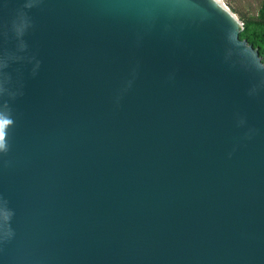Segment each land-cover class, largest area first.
I'll return each mask as SVG.
<instances>
[{"label":"water","instance_id":"95a60500","mask_svg":"<svg viewBox=\"0 0 264 264\" xmlns=\"http://www.w3.org/2000/svg\"><path fill=\"white\" fill-rule=\"evenodd\" d=\"M222 0H0V264H264V58Z\"/></svg>","mask_w":264,"mask_h":264},{"label":"trees","instance_id":"16d2710c","mask_svg":"<svg viewBox=\"0 0 264 264\" xmlns=\"http://www.w3.org/2000/svg\"><path fill=\"white\" fill-rule=\"evenodd\" d=\"M231 11L237 14L238 19L243 24L240 39L246 40L264 58V0L260 3L255 15H243L234 11V9H231Z\"/></svg>","mask_w":264,"mask_h":264},{"label":"rangeland","instance_id":"374dc122","mask_svg":"<svg viewBox=\"0 0 264 264\" xmlns=\"http://www.w3.org/2000/svg\"><path fill=\"white\" fill-rule=\"evenodd\" d=\"M222 1L230 9V11L231 9H234V11H237L243 15H255L257 9L260 6V3L263 0H222ZM235 15L238 18L237 14Z\"/></svg>","mask_w":264,"mask_h":264}]
</instances>
